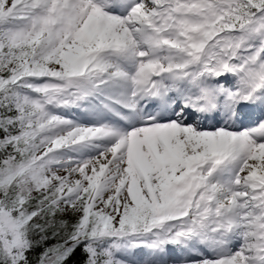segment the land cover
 <instances>
[{
  "label": "snow or ice",
  "instance_id": "snow-or-ice-1",
  "mask_svg": "<svg viewBox=\"0 0 264 264\" xmlns=\"http://www.w3.org/2000/svg\"><path fill=\"white\" fill-rule=\"evenodd\" d=\"M0 264H264V0H0Z\"/></svg>",
  "mask_w": 264,
  "mask_h": 264
}]
</instances>
